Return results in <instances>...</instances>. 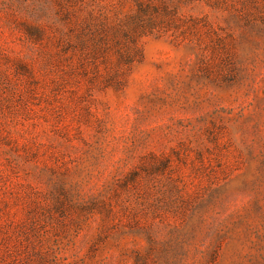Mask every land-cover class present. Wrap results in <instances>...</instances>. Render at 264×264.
I'll use <instances>...</instances> for the list:
<instances>
[{"label":"rangeland","instance_id":"obj_1","mask_svg":"<svg viewBox=\"0 0 264 264\" xmlns=\"http://www.w3.org/2000/svg\"><path fill=\"white\" fill-rule=\"evenodd\" d=\"M0 264H264V0H0Z\"/></svg>","mask_w":264,"mask_h":264}]
</instances>
